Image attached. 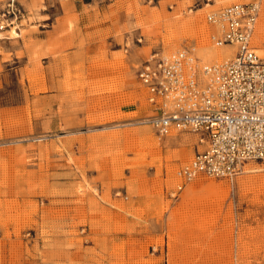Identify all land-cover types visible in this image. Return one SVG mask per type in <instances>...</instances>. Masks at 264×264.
Returning <instances> with one entry per match:
<instances>
[{
	"label": "rangeland",
	"instance_id": "1",
	"mask_svg": "<svg viewBox=\"0 0 264 264\" xmlns=\"http://www.w3.org/2000/svg\"><path fill=\"white\" fill-rule=\"evenodd\" d=\"M251 1L0 0V264H264V163L174 197L199 140L157 136L137 77L227 61L206 15Z\"/></svg>",
	"mask_w": 264,
	"mask_h": 264
},
{
	"label": "built area",
	"instance_id": "2",
	"mask_svg": "<svg viewBox=\"0 0 264 264\" xmlns=\"http://www.w3.org/2000/svg\"><path fill=\"white\" fill-rule=\"evenodd\" d=\"M259 14L252 0L206 15L216 28L213 45L235 50L226 62L203 65L180 50L155 54L138 71L157 136L188 132L201 147L177 173L174 197L199 177L232 180L248 164L264 163V58L252 46Z\"/></svg>",
	"mask_w": 264,
	"mask_h": 264
},
{
	"label": "bare ground",
	"instance_id": "3",
	"mask_svg": "<svg viewBox=\"0 0 264 264\" xmlns=\"http://www.w3.org/2000/svg\"><path fill=\"white\" fill-rule=\"evenodd\" d=\"M264 7V6H263ZM263 18H262V21H261V24H260V26H259V28H258V36L260 37L262 34H263V31H264V14H263V16H262ZM13 34L15 35V36H19L15 31H13ZM222 48H224V49H216V50H213V51H211V50H209V51H207V50H201V53H200V55L202 56V57H204L205 59H209V58H211V59H213V58H217V59H222V56H225V59L228 61V60H230L232 57H233V55H234V50L232 49V48H230V47H222ZM257 53H258V55H262L263 53H262V51H257ZM259 56V57H260ZM221 61V60H220ZM222 62V61H221ZM226 62V61H225ZM146 91V90H145ZM185 138V137H184ZM188 138V137H187ZM186 138V139H187ZM184 140V139H183ZM148 141L149 142H151V140H150V137H149V139H148ZM176 142V141H175ZM184 146V145H183ZM256 171V170H255ZM202 183V182H201ZM198 185H199V182H198ZM202 185V184H201ZM195 187V186H194ZM196 187H197V184H196ZM242 187V186H241ZM199 188V187H198ZM240 188V187H239ZM201 189H204V188H201ZM212 189V188H211ZM227 189V188H226ZM229 190V189H228ZM195 190H193L192 192H194ZM205 191V190H204ZM203 191V192H204ZM211 193V192H210ZM219 193V192H218ZM213 194H215V193H213ZM227 194V193H226Z\"/></svg>",
	"mask_w": 264,
	"mask_h": 264
}]
</instances>
